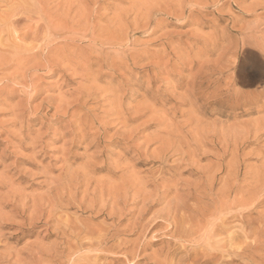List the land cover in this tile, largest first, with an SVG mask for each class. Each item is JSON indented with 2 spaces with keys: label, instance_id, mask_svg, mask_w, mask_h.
I'll list each match as a JSON object with an SVG mask.
<instances>
[{
  "label": "rangeland",
  "instance_id": "1",
  "mask_svg": "<svg viewBox=\"0 0 264 264\" xmlns=\"http://www.w3.org/2000/svg\"><path fill=\"white\" fill-rule=\"evenodd\" d=\"M262 49L264 0H0V264H205L214 215L264 264Z\"/></svg>",
  "mask_w": 264,
  "mask_h": 264
},
{
  "label": "bare ground",
  "instance_id": "2",
  "mask_svg": "<svg viewBox=\"0 0 264 264\" xmlns=\"http://www.w3.org/2000/svg\"><path fill=\"white\" fill-rule=\"evenodd\" d=\"M212 2V1H211ZM199 2H197L196 4H198ZM214 3V2H213ZM220 4V3H219ZM214 6V5H213ZM189 11H190V9H189ZM192 11H193V9H192ZM181 13V12H180ZM182 14V13H181ZM180 14V15H181ZM183 18V17H182ZM12 23H16V21L14 20V22L13 21H11ZM11 22H9L8 23V25L10 26V24H11ZM14 23V24H15ZM14 24H11V25H14ZM16 26H17V24H15ZM16 26H14L13 28H15L16 29ZM10 27H12V26H10ZM12 28V30L14 31L15 29H13ZM26 33V32H25ZM24 33V34H25ZM28 33V32H27ZM50 33V32H49ZM252 32L251 31H246V34H244L243 36H241V38L236 42V44H234L235 45V49L232 51V49L230 50V51H232V52H230L229 50H226V51H228L227 53H229L230 52V54H229V56L230 55H232V53L233 54H237L238 53V51H241L242 53H244V52H246L247 50H248V48L249 47H254V49L256 48V47H258L257 46V44L256 43H254V46H253V44L252 43H250V41H251V39L253 38H255V37H253V34H251ZM24 34H22L23 36H24ZM50 34H52V33H50ZM49 34V35H50ZM53 35V34H52ZM51 35V36H52ZM255 35V34H254ZM25 36H26V34H25ZM17 37V36H16ZM53 37V36H52ZM49 38H51V37H49ZM24 39V38H23ZM255 41L257 40L256 38L254 39ZM258 41V40H257ZM42 46V45H41ZM260 47V46H259ZM258 47V48H259ZM38 50H39V48H37ZM41 49V48H40ZM260 49V48H259ZM225 50V49H224ZM261 50V49H260ZM263 50V49H262ZM264 51V50H263ZM248 53H249V51H248ZM225 54V53H224ZM251 55V54H250ZM235 57H236V55H235ZM230 58V57H229ZM232 58V57H231ZM229 60V59H228ZM233 62V61H232ZM226 63H228V62H226ZM225 63V64H226ZM236 63V62H235ZM231 64V63H230ZM227 65V64H226ZM229 66V65H228ZM224 67V66H223ZM226 67V66H225ZM224 69V68H223ZM222 69V70H223ZM226 69V68H225ZM231 69V68H230ZM220 70V69H219ZM220 73H222V71H219ZM236 72V71H235ZM215 74H217V73H215ZM203 76V75H202ZM234 76V75H233ZM231 77V76H230ZM232 78V77H231ZM195 80H197V79H194V81ZM221 80V79H220ZM219 80V81H220ZM228 80V79H227ZM194 81H193V84L191 83V86H192V89H193V85L195 84L194 83ZM218 81V82H219ZM231 81V80H230ZM195 82H197V81H195ZM227 82V81H226ZM201 83V82H200ZM233 83H234V81H233ZM251 83V82H250ZM197 84H198V82H197ZM225 84H227V83H225ZM232 84V83H231ZM235 84V83H234ZM196 85V84H195ZM242 85V84H241ZM197 86L198 85H196L195 86V89L197 88ZM230 86V85H229ZM231 86H233V85H231ZM247 86H248V84H247ZM228 88V87H227ZM231 88H233V87H231ZM237 88V87H236ZM191 89V92L193 91ZM229 89V88H228ZM225 90V89H224ZM227 90V89H226ZM238 90V89H237ZM189 90H187L186 92H188ZM228 91V90H227ZM234 91H235V88H234ZM191 92H189V93H191ZM194 92H196V91H194ZM219 92V91H218ZM229 92H233V90H231V91H229ZM238 93H240L239 91H237ZM189 93H187V94H189ZM235 94H237L236 93V91H235ZM235 94H234V96H235ZM241 94V93H240ZM222 97V96H221ZM236 97V96H235ZM224 100V99H223ZM252 201V200H251ZM238 202L239 203H241V204H239V203H237V202H235V203H237L238 205L234 208L235 210H234V213H235V211L236 210H238V211H241V209L243 210V208L245 207V204H242L243 202H241L240 200H238ZM226 203V202H225ZM221 204V203H220ZM252 204V203H251ZM222 205V204H221ZM220 205V206H221ZM235 205V204H234ZM250 205V204H249ZM227 207H225V206H223V208H221V211H219V210H216V211H219V213H221V214H223L224 215V213L226 214V212H231V213H229V214H233L232 213V211L231 210H233V209H229V207L230 206H228V204L226 205ZM248 206V205H247ZM220 208V207H219ZM215 209V208H214ZM244 209H246V208H244ZM249 210V209H248ZM208 211V210H207ZM237 211V212H238ZM205 212V211H204ZM203 212V213H204ZM241 213V212H240ZM205 215H207V214H205ZM210 215V214H209ZM234 215V214H233ZM221 216V218L220 219H218V222L217 221H215L213 218L215 217V215H214V217L213 218H211L210 219V217H208L209 219H208V221H206V218H205V221H203L204 222V225H202V223H201V227L199 228V230H198V232H197V235L199 234V237L201 238L200 240H202V237L204 238V241L202 242L203 244H204V246H205V258L207 259V261H206V263L205 264H207L209 261H212V260H214V259H216V257L217 256H224V255H226V251H225V247H223V246H220V245H217L218 243H219V239L217 240V238L219 237V235L220 234H222V233H220V232H223V231H221L222 230V225L223 224H225V219H226V217H225V219L222 217V215H220ZM219 216V217H220ZM241 218H243V217H241ZM204 219V218H203ZM224 219V220H223ZM228 219V218H227ZM238 219V218H237ZM242 220V219H241ZM238 222V221H237ZM227 223V222H226ZM192 227H194L193 225H192ZM227 228V227H226ZM188 229V228H187ZM195 230H197V229H195ZM255 230V229H254ZM188 231V230H187ZM183 232V231H182ZM244 232V231H243ZM249 233V232H248ZM196 234V233H195ZM225 234V233H224ZM246 234H247V232H246ZM251 234V233H250ZM193 235H194V233H193ZM252 235V234H251ZM192 235L191 234H189L188 233V235H186V236H181V238L183 239H185V237L188 239V238H190ZM198 237V238H199ZM223 237V236H222ZM243 237V236H242ZM256 237V236H255ZM192 238V237H191ZM259 238V237H258ZM224 239V238H223ZM253 239H255V238H253ZM264 240V239H263ZM194 241V240H193ZM254 241H256V240H254ZM259 241V240H258ZM262 241V240H261ZM202 244V245H203ZM246 244V243H245ZM221 245H223V244H221ZM247 245H249V244H247ZM259 245V244H258ZM245 248V247H244ZM246 248H248V249H250V255H247L248 256V258L249 257H251V255L254 253V248H252V246L250 245L249 247H246ZM257 248H259V247H257ZM230 251V250H229ZM234 251V250H233ZM237 251V250H236ZM202 253V252H201ZM204 253V252H203ZM199 254V253H198ZM243 254V253H242ZM202 255V254H201ZM254 255V254H253ZM238 256V255H237ZM240 256V255H239ZM202 257H204V255L202 256ZM240 257H242V256H240ZM246 257V256H245ZM244 257V258H245ZM247 258V257H246ZM247 258V259H248ZM251 259V258H250ZM249 259V260H250ZM254 259V258H253ZM218 260H219V258H218ZM220 260H221V258H220ZM203 261V260H202ZM215 261H217V260H215ZM233 262V261H232ZM200 263H201V261H200ZM213 263H215V262H213ZM215 264H218V263H215ZM260 264V263H259Z\"/></svg>",
  "mask_w": 264,
  "mask_h": 264
}]
</instances>
